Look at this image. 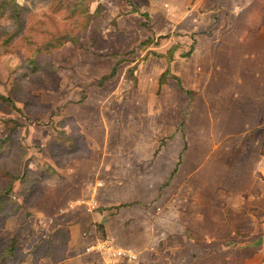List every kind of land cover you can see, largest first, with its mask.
Masks as SVG:
<instances>
[{"label":"rangeland","instance_id":"374dc122","mask_svg":"<svg viewBox=\"0 0 264 264\" xmlns=\"http://www.w3.org/2000/svg\"><path fill=\"white\" fill-rule=\"evenodd\" d=\"M143 1L139 4L147 8ZM152 1L156 13H152L151 26L149 15L144 17L137 7V15L126 16L123 11L127 3L132 6L129 1L95 0L92 11L98 4L104 10L80 40L83 47L67 43L55 55L53 66L60 79L56 89L53 78L39 74L15 80L17 64L9 56L11 50L0 47V97L11 99L18 109L9 111L0 103V139L10 135L26 152L19 160L12 146L8 155L0 157V189L12 182L11 208L22 207L0 221V241L15 238L21 255H26L13 264H51L48 260L33 262L27 255L56 229L67 230L70 235L69 228L77 218L90 222L86 227L87 235L90 230L89 244L81 247L83 255L102 233L107 238L104 226L93 224L95 212L101 214V208L93 204L92 209L91 200L75 191L67 195L68 187L76 181L75 169L70 174L68 170L76 167L78 160L104 155L106 165L113 167L114 172L105 177L96 174L95 179L102 187H113L120 196L110 208L116 211L112 214L130 200L152 202L145 207L154 211V207L162 206L159 200L166 204L167 196H171L175 199L170 200L167 211L174 209L179 214L171 218L178 224L181 212L198 215L196 212L203 210L204 186L210 194L221 185L230 199L241 197L247 190L252 167L259 164L260 155L264 156V9L255 15L250 13L246 3L250 0H184L181 8L174 0ZM259 1L264 4V0ZM235 5L237 10L233 12ZM41 6H36L39 11L44 10ZM258 26L263 28L258 30ZM244 29L245 33H241ZM95 34L98 47L93 48L90 41ZM241 37L243 44L238 42ZM147 38L154 44L140 49V43ZM221 41L219 48L217 43ZM191 45L192 53L183 57ZM173 46L177 50L172 62L177 63L175 72L170 73L180 80L183 89L192 92L189 96L174 79L169 77L159 86L155 76L165 71L167 62L154 54L164 55ZM116 62L119 65L115 75L98 84ZM132 67L133 72H129ZM66 108L77 111L78 118L67 116ZM107 129L108 141L102 144ZM73 144L75 150L71 151L69 146ZM158 147L157 165L152 157ZM180 158L187 171L170 177ZM23 167L29 169V179L38 170L50 175L41 179L31 196H27L22 184L27 178L13 182L10 177L21 175ZM150 167L154 169L151 173ZM136 171L144 173L145 179L133 177ZM187 174L191 177H185ZM125 181L129 186L118 189L119 183ZM136 183L137 193L132 187ZM196 199L204 204L198 205ZM148 219H154V214ZM154 242L155 252H150L154 260L158 253L170 248L174 255L186 252L185 243L177 239ZM192 248L189 247L191 251ZM167 256L162 253L160 261L178 260Z\"/></svg>","mask_w":264,"mask_h":264},{"label":"crops","instance_id":"0c3cea01","mask_svg":"<svg viewBox=\"0 0 264 264\" xmlns=\"http://www.w3.org/2000/svg\"><path fill=\"white\" fill-rule=\"evenodd\" d=\"M140 1L142 0H129L133 7H137V9L140 10V13L145 12V14L147 13L149 15L150 25L152 26V19L154 18L152 13H156L154 9L155 6L151 3L152 0H149V2L144 0L143 6L146 4L148 7H142L139 4ZM174 1L177 4H181L179 8L184 5V0ZM246 3L247 8L250 9L249 12L254 15L259 9H264V4L260 5L259 0H250L246 1ZM132 6H129V3H127V9L123 11L127 17L138 14V12H132ZM233 9V12L237 10L236 5ZM249 18L253 19V16ZM118 21L121 22L120 19H118ZM92 24H94V22H92ZM262 28L263 27L258 26V30ZM247 29L248 27H246V30ZM151 32L153 34L154 29H152ZM241 33H245V29L241 31ZM151 38L154 37L152 36ZM238 42L243 44L244 37H241ZM261 42L264 44V38ZM65 46H67V44L64 45V47ZM217 46H219V48L222 47V41L220 44L217 43ZM219 48H217V50ZM262 55L263 54H261V56ZM176 63V61H173L170 65V70H172V72L174 71V65ZM165 65L164 70L167 68V64ZM261 65L264 67V61L261 62ZM163 72L155 75L157 79H159V76ZM65 110L67 116H72L75 119L78 118L79 113H77V111L72 112L68 108ZM102 120L100 119V121ZM103 123H101L100 128L104 131ZM105 126L106 124H104V127ZM88 132L89 134L91 133V131ZM107 132L108 129L106 130V138L102 140V144L106 142V139L108 141L109 132ZM156 152H159V147L154 152L156 155L152 157L158 165L160 155ZM106 161L104 155L96 159L91 156V158L88 159L78 160L76 162V167L68 170V174H70L72 170L75 169L73 173L75 174L74 177H76V181L72 186L68 187L69 192L67 195H72L71 192L75 191L78 195L88 199V201L91 200L89 203L92 205V209H94V206L101 208L99 210L101 214L95 212V214H97V219L95 221L96 217H94L93 224L98 222V224L104 226L107 235V238L104 239H109L115 243L117 247L130 250L135 254V259L132 261L127 260L125 264H264V164H260V162L264 161L263 155L259 156V160L257 161L259 164L252 167L251 177L247 186L248 188L240 194L242 195L241 197L237 195L235 198L230 199V195L228 192L222 190L223 188L221 185H218L215 190H213L214 192L209 194L207 193L206 186H204L201 189V196L204 198L202 200L205 201L206 199L205 205L202 207L203 210L197 211L196 213L198 215H192L190 212H181L180 216H182V218L178 219V224L171 218H178L179 214H176L174 209H170V212L167 211L170 200L174 201L175 199V197L171 196H167L166 204L159 200L157 203H161L162 206L154 207V211H150V209L148 210L145 207L146 204L148 206L152 202L146 203L142 200H130L124 202L123 205L134 203L133 205L123 206V208L120 209L121 211L119 210L116 214H112V212L115 213L116 211L110 208L116 205L114 203L118 200H115V198L117 197L119 199L120 196L117 195L113 187H107L108 185L102 187L103 185L95 182L97 175L100 174L105 177V175L107 176L110 172H114L112 166L109 164L106 165ZM184 164V160L180 158V160L174 164L170 177H172L175 170L178 174L181 172L185 173L187 170L184 168ZM125 165L128 166L127 164ZM135 170H137V168H135ZM149 170L148 172L151 173L154 169L151 171L150 167ZM138 172L136 171L133 177H146L144 173ZM126 174L127 172L125 175ZM185 177L190 178L191 175L187 174ZM69 178L70 175L66 177L67 181ZM144 181L145 180H143V182ZM115 186L117 185L115 184ZM126 186H129L126 181L124 183H119L118 189ZM132 187L136 188L135 193H137L139 185L137 186L136 183L132 185ZM69 197L71 198L74 196ZM74 199L76 198L74 197ZM194 202L198 205L201 203L204 204L201 202V199H196ZM156 204H154V206ZM181 209L185 211V208L182 207ZM187 211H190V209ZM152 214H154V219H148L149 216L152 217ZM77 219L78 220L75 222L76 224L74 223L75 225L69 228L70 235L67 257L60 262V264H118L116 261L111 263L104 262L101 255L97 253H84V255L81 253V247H86L89 244L88 237L90 236V230L87 235L86 227L90 222L87 224V221L81 222L79 218ZM155 226L158 228L160 226V229L155 228ZM174 239L185 243L186 252H177L179 254L174 255L172 250L169 251L170 248L168 251L158 253L157 260H154V254L150 253L155 252L154 244L156 243L154 240L158 241V243L163 241L167 243ZM189 247H193V250L191 251ZM162 253L168 254L167 259L177 257L178 260L162 263V261H160ZM148 257L152 260L147 261Z\"/></svg>","mask_w":264,"mask_h":264},{"label":"trees","instance_id":"16d2710c","mask_svg":"<svg viewBox=\"0 0 264 264\" xmlns=\"http://www.w3.org/2000/svg\"><path fill=\"white\" fill-rule=\"evenodd\" d=\"M124 1L128 2L129 0ZM94 2L95 0H23L20 3L18 0H0V47L11 50L9 56L17 64L14 79L25 80L39 74L53 78L52 81L56 89L59 86L60 79L53 66L55 55L67 43L81 48L83 47L80 40L86 36L91 22L104 10L103 6L98 4L95 10L92 11L91 5ZM37 5H42L40 8L44 10L39 11L36 7ZM133 12H137L135 7L133 8ZM142 15L144 17L147 16L145 13H142ZM97 36L95 34L94 38L90 41V45L93 48L98 47L94 42ZM153 44L154 41L147 38L140 43L139 48L144 49ZM103 45H105L104 42ZM176 50L177 47L173 46L164 55L154 54L158 58H165L167 62V68L160 75L158 85H164L170 77L177 82L180 90L189 96L192 92L183 89L180 80L170 73V64ZM192 51L193 45L182 56L189 57ZM118 65L119 62H116L111 72L102 76L98 84H102L105 80L112 78L115 75L116 66ZM133 70L134 67L129 72H133ZM0 103L6 105L9 111L15 110L18 112L17 107H15L11 99L0 97ZM14 124L16 126L19 125L17 122ZM12 146L16 147L14 156L19 160L25 156L26 152L21 148L19 142L13 141L11 136L8 135L4 139H0V157L8 155ZM69 148L71 151L75 150V145L73 144ZM28 170L27 167H23L21 175H17L16 173V176L10 177L13 182L18 179L23 182L28 177ZM175 172L176 170L173 174ZM47 176L50 177V175L38 170V173H33L30 179L27 178L28 181H26V184L28 185L22 183L27 196H31L33 189L39 186L42 178L45 177L47 179ZM11 187L12 182L6 183L0 189L2 191L0 193V221L6 219L10 212H17L22 209L21 206L11 208ZM133 204L130 203L121 206ZM97 229L102 230V227L97 225ZM99 238L103 240L105 234L102 233ZM68 241V231L56 229L48 237L41 239L27 256L32 257L33 262L37 260H48L51 264H57L65 259ZM21 257L26 258V255H21L19 245L15 238L0 241V264H13Z\"/></svg>","mask_w":264,"mask_h":264},{"label":"built area","instance_id":"2783aa9c","mask_svg":"<svg viewBox=\"0 0 264 264\" xmlns=\"http://www.w3.org/2000/svg\"><path fill=\"white\" fill-rule=\"evenodd\" d=\"M86 253H97L101 255L106 263H111L117 259L132 261L136 257L132 251L117 247L116 244L109 239L97 240L93 245L86 248Z\"/></svg>","mask_w":264,"mask_h":264}]
</instances>
